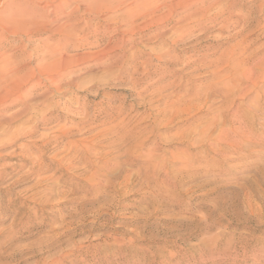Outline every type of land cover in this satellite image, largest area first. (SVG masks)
Returning <instances> with one entry per match:
<instances>
[{
  "label": "rangeland",
  "instance_id": "rangeland-1",
  "mask_svg": "<svg viewBox=\"0 0 264 264\" xmlns=\"http://www.w3.org/2000/svg\"><path fill=\"white\" fill-rule=\"evenodd\" d=\"M63 1L0 0V264H264V0Z\"/></svg>",
  "mask_w": 264,
  "mask_h": 264
},
{
  "label": "bare ground",
  "instance_id": "bare-ground-1",
  "mask_svg": "<svg viewBox=\"0 0 264 264\" xmlns=\"http://www.w3.org/2000/svg\"><path fill=\"white\" fill-rule=\"evenodd\" d=\"M31 1H39V2H43V3H45V6H48V5H50V4H52V3H54V2H56V1H58V0H31ZM69 2L71 1V0H68ZM73 1H75V3H76V0H72L71 2H73ZM78 1V0H77ZM67 2V0H65V1H63V3H66ZM79 2H80V0H79ZM40 3V4H41ZM60 3H58L57 5H59ZM62 4V3H61ZM76 7V6H75ZM80 7V6H79ZM77 9H79L78 7H77ZM74 12H76L75 11V9L73 10ZM79 11V10H78ZM60 13V12H59ZM68 14V13H67ZM65 15V14H64ZM70 14H68V16H69ZM60 17V16H59ZM62 17V16H61ZM64 17V16H63ZM6 19V18H5ZM8 19V18H7ZM19 19H21L20 17H17V19H15V21H13V23H17V21L19 22ZM10 20H13V19H10ZM1 21H2V19H1ZM20 21H22V19L20 20ZM31 21V20H30ZM3 22V21H2ZM5 22H6V20H5ZM4 22V24H6ZM9 22H11L12 23V21H9ZM9 22H7V23H9ZM25 22H27L28 23V20L26 21V19H25V21H24V23ZM31 22H34V21H31ZM30 22V23H31ZM36 23V22H35ZM21 24H23L22 22H21ZM29 25V24H28ZM31 25V24H30ZM34 25V24H33ZM1 27V30H3L4 28H2V25H0ZM4 30H6V29H4ZM7 31V30H6ZM57 245H50V247L51 248H55ZM86 249V248H85ZM29 250V249H28ZM29 252V251H28ZM17 263V262H16ZM41 264V263H40Z\"/></svg>",
  "mask_w": 264,
  "mask_h": 264
}]
</instances>
